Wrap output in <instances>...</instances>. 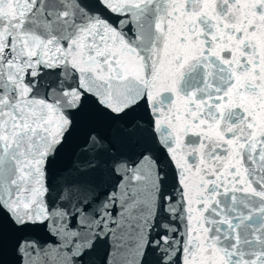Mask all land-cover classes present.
<instances>
[{
  "label": "water",
  "instance_id": "obj_1",
  "mask_svg": "<svg viewBox=\"0 0 264 264\" xmlns=\"http://www.w3.org/2000/svg\"><path fill=\"white\" fill-rule=\"evenodd\" d=\"M0 264H264V0H0Z\"/></svg>",
  "mask_w": 264,
  "mask_h": 264
}]
</instances>
